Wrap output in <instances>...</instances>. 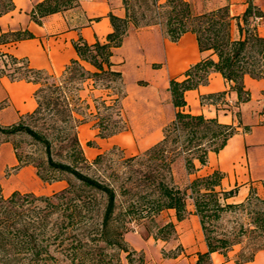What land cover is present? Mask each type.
Returning a JSON list of instances; mask_svg holds the SVG:
<instances>
[{
    "label": "trees",
    "instance_id": "1",
    "mask_svg": "<svg viewBox=\"0 0 264 264\" xmlns=\"http://www.w3.org/2000/svg\"><path fill=\"white\" fill-rule=\"evenodd\" d=\"M139 1L145 9L139 15L132 10L130 0H123L124 19L109 15L113 32L107 35L105 42L89 45L82 39L76 41L77 59L72 60L59 77L29 69L24 62L8 75L13 81L41 84L34 94L37 107L25 116L29 123L22 117L16 124L0 125V134L7 142L12 137L27 136L34 145L42 148L44 159L36 161L19 153L20 144L13 141L18 162L13 169L33 166L42 182L64 180L67 187L51 196L16 191L5 197L0 184V264H120L121 254H125L128 264L135 263V256L137 264H145L143 253L131 249L124 239L129 225L147 221L156 229L155 233L147 230L149 236L168 241L175 234L174 224L159 226L155 217L172 209L177 221L184 220L188 199L193 200L208 247L206 254L199 255L197 264H207L210 254L215 252L226 257L233 247L242 245L243 240L245 246L235 264L252 261L264 248V198L251 192L241 204H225V200L234 196L235 190L224 192L220 189L224 174L217 170L195 178L185 189L174 184L172 175L176 157L183 156L187 172L192 173L194 160L205 166L208 154L218 153L237 133L234 126L182 111L186 105L184 94L207 84L209 75L216 72L237 94L238 104L250 100V94L244 88V77L264 79V38L252 25L255 17L261 18L263 13L249 0L240 16H231L228 4L197 14L185 0H166L162 6L157 0ZM77 4V0H43L33 6L29 16L33 22L41 24L46 16ZM14 9L12 0H0V17ZM129 22L136 28L159 25L171 42L192 33L199 51H211L217 59L206 57L187 69L182 79L170 81L171 101L177 110L175 119L164 129L160 142L125 159L129 174L115 187L110 183V176L99 179L82 171L88 163L78 140L77 128L87 122L89 107L81 100L79 91L88 80L95 88L109 89L113 85L122 90V76L114 69L111 57L113 50L121 46ZM233 22H236L239 34L237 39L232 36ZM32 38L28 31H18L1 35L0 44ZM81 63L91 65L94 71L85 70ZM123 96L121 93L110 104L101 100L95 107L98 114L100 107L110 113L99 114V138L111 137L126 128L120 104ZM222 96L224 94H219L214 100ZM111 113H114V120ZM243 129L248 131L249 127ZM52 134L55 137H50ZM54 140L67 145L62 160L53 158ZM104 158L97 156L93 165L102 163ZM135 165L144 169L133 170ZM113 178L119 180L118 176ZM235 212L243 213L246 223L235 221L231 231L218 233L216 224L223 214ZM175 256L173 253L168 257Z\"/></svg>",
    "mask_w": 264,
    "mask_h": 264
},
{
    "label": "crops",
    "instance_id": "2",
    "mask_svg": "<svg viewBox=\"0 0 264 264\" xmlns=\"http://www.w3.org/2000/svg\"><path fill=\"white\" fill-rule=\"evenodd\" d=\"M12 1L15 9L0 17V36L28 31L33 38L0 44L2 126L16 124L36 109L34 94L38 89L37 84L25 80L13 81L2 74V55L24 62L29 69L59 77L71 61L77 59L74 49L76 41L82 39L89 45L97 41L103 43L107 35L113 32L109 15L120 19L126 17L123 0H77L75 7L48 15L42 19L41 24H36L31 20L29 13L35 4L43 0ZM185 1L190 5L196 2ZM247 1L222 0L214 5L210 0H205L209 8L198 14L228 4L231 12L232 8L236 7L237 16H240L247 7ZM249 1L263 13L261 21L257 24V32L264 38V0ZM165 3L166 0H157L158 5ZM232 36L236 39L239 37L238 31H233V26ZM206 57H211L214 61L217 59L211 51H199L196 36L192 33H186L177 42H171L159 25L136 28L129 22L121 46L113 50L111 57L114 69L121 73L124 84V96L120 104L126 128L103 139L97 136L98 129L87 124V120L77 128L83 154L84 145L90 141L95 145L94 148H88L93 156L118 147L126 157H134L160 142L164 129L173 122L177 111L171 101L170 81L182 79L187 69ZM81 64L85 70L94 71L91 65ZM243 83L245 90L250 94V100L238 104L237 94L230 90L229 83L219 73L213 72L209 75L207 84L185 92L186 105L182 109L185 113L202 115L206 119H216L222 125L236 127L237 133L227 141L222 150L208 154L205 166L194 160L195 170L187 173L188 185L195 178L205 177L216 170L222 172L224 178L220 189L224 192L235 190L234 196L224 203L233 205L243 203L251 192L264 198V79L257 80L245 76ZM219 94L224 96L214 100ZM79 96L88 105L87 111L91 115L95 107L93 109L86 99L80 94ZM244 127H249V130L245 131ZM2 153L0 168H14L18 165L15 152L13 154L8 145L0 147V154ZM33 170L32 166L18 169L9 180L12 182L5 184V191L10 190L13 193L31 188V181H34ZM172 173L175 180L174 168ZM20 178L25 182L18 183ZM186 211L187 216L182 221H177L176 213L172 209L162 211L155 217L159 226L173 223L175 234L173 239L168 241L155 240L149 236L138 243V250L143 253L145 264H197L199 255L208 252L192 199L187 200ZM162 249L175 252L176 256L163 257ZM238 253L236 246L226 257L218 252L211 253L207 264H235ZM121 264L128 263L124 261ZM245 264H264V248L257 252L252 261Z\"/></svg>",
    "mask_w": 264,
    "mask_h": 264
},
{
    "label": "rangeland",
    "instance_id": "3",
    "mask_svg": "<svg viewBox=\"0 0 264 264\" xmlns=\"http://www.w3.org/2000/svg\"><path fill=\"white\" fill-rule=\"evenodd\" d=\"M130 1L132 4L131 6L132 10L137 15H139L140 13H142V11L145 10L144 6L141 5L139 0H130ZM204 1L205 0H196L195 3L193 2V4H191L192 9L195 13L198 14L203 9L209 8L208 4H206V2ZM221 1L222 0H210V2H212V4L214 5L219 4V2ZM229 10H230L231 16H237L238 10L236 7L232 8V12H231L230 7H229ZM260 21H261V18H259L258 20H254L252 22V25H255L257 29V24H259ZM235 23L236 22H233V31H237ZM40 82L42 83V81ZM93 85H94L93 82L86 81L85 83H83L81 90L79 91V94L92 105L93 109L94 107H98L97 105H99V102L102 99H104L107 102V104H110V102L116 99L118 95H121V93H124V84L122 85V90L120 91L115 89L113 85H110L109 89H102L99 87L95 88ZM37 86L39 88L41 84H37ZM86 112H87L86 118L88 120L87 124L95 128H97L99 114H101L102 116H106L107 114H110L104 111L101 107L99 108V114L96 109H94V112L91 115L88 114V111ZM111 115H112L111 118L114 120L115 119L114 113L113 114L111 113ZM24 119L26 123H29V120L26 117ZM50 137H55V134H52V136L50 135ZM13 141L19 142L20 144V149L18 151L19 153H22L23 155H29L31 158H33L36 161L37 160L40 161L44 159L42 148L38 145H34L27 136L12 137L7 142L6 137L0 134V147H2L3 145H8L11 149V152L14 154L13 146H12ZM66 146L67 145L64 142H61L60 140L59 141L54 140L53 146H52V155L55 160L64 159L66 155V151H67ZM94 147L95 145L91 141H90V146L88 145V143L84 145V151H85L84 157L86 158L88 164L87 166L85 165V167H83L82 169L83 173L89 176L95 177V178H99V179H103L105 177L110 176V183H112V185H114L115 187L119 186L121 181L125 179L129 174V169L126 166L127 164L124 163L125 159L129 157H126L120 148L113 147L101 154L105 157L102 163L93 165V162L97 156H93L92 151H90L88 148H94ZM2 156H3V153L2 155L0 154V162H2ZM88 165H91V166H88ZM139 168L144 169L140 165H135L133 167V170H138ZM173 168L175 169V172H176V175H175L176 179L173 180L174 184L180 189H185L189 184L187 185V173L188 172L185 168V159L183 156L176 157L172 165V171H173ZM33 169H34L33 170L34 171L33 172L34 181H31V188L21 190L20 191L21 194L31 193V194H34L35 196H51L54 193L60 192L61 190L67 187V182L64 180L60 182H53V183L42 182L36 176V169L34 167ZM17 171L18 170L14 171L13 167H8V166H4L0 168V184L1 186L3 185L4 189L2 188V190H3V195L5 197L10 196L12 193V191L10 190L5 191L7 187V185L5 184L12 178L13 174H16ZM116 176L119 177V180L113 178ZM11 182L12 181H9V183ZM20 182L24 183L25 181L23 178H20L18 183ZM235 221L246 223V217L243 213H239V212L223 214L221 220L216 224L218 228L217 229L218 233H221L224 231H231L233 227H235V223H236ZM147 230H149L151 233L156 232V229L152 227L150 224H148L147 221H140L136 223H131L129 225V232L125 234L124 239L131 249H134L137 252H139L138 243L142 242L143 239L149 237ZM171 239H173V236L169 240ZM244 246H245V240H243L242 245L236 246V248L239 249V253H240V250ZM173 253L175 252H172V251L166 252L164 249H162L163 257L171 256ZM134 260H135L134 264H137V256L134 257ZM124 261H126L125 254H121L120 264Z\"/></svg>",
    "mask_w": 264,
    "mask_h": 264
},
{
    "label": "built area",
    "instance_id": "4",
    "mask_svg": "<svg viewBox=\"0 0 264 264\" xmlns=\"http://www.w3.org/2000/svg\"><path fill=\"white\" fill-rule=\"evenodd\" d=\"M259 18L255 17L254 20H258ZM2 59L4 60V67L1 69V72L5 75H10L13 72L14 67L22 66V62L18 61L14 58H11L7 55H2ZM15 60V61H14Z\"/></svg>",
    "mask_w": 264,
    "mask_h": 264
}]
</instances>
